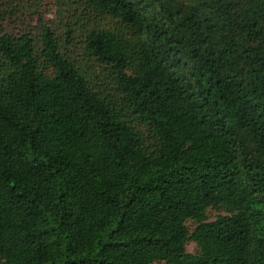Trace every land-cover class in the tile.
Segmentation results:
<instances>
[{
	"label": "trees",
	"instance_id": "obj_1",
	"mask_svg": "<svg viewBox=\"0 0 264 264\" xmlns=\"http://www.w3.org/2000/svg\"><path fill=\"white\" fill-rule=\"evenodd\" d=\"M52 3L0 0V264H264V0Z\"/></svg>",
	"mask_w": 264,
	"mask_h": 264
},
{
	"label": "rangeland",
	"instance_id": "obj_2",
	"mask_svg": "<svg viewBox=\"0 0 264 264\" xmlns=\"http://www.w3.org/2000/svg\"><path fill=\"white\" fill-rule=\"evenodd\" d=\"M39 9V8H38ZM54 6L52 3V0H43V4L42 7L40 9V13H34L31 14L30 16L33 18L32 19V25H35L39 22L40 19H43L50 23V20L54 21ZM39 16V17H38ZM31 17H26V18H20V19H16V21L10 22L8 28L12 33L17 32L18 30L23 29L24 25L28 22V19ZM208 218L209 220H213L218 214H224L223 211H216V210H212L209 209L208 212ZM187 225L190 229L194 228V226L196 225L193 221L189 220L187 221ZM186 250L188 252H196V246L194 244V242L190 241L187 243L186 245ZM153 264H166L164 261H156L153 262Z\"/></svg>",
	"mask_w": 264,
	"mask_h": 264
}]
</instances>
